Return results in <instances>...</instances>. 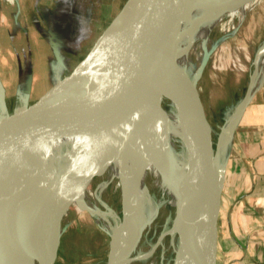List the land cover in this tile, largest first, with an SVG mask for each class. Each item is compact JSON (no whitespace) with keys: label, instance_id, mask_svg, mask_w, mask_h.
I'll list each match as a JSON object with an SVG mask.
<instances>
[{"label":"bare ground","instance_id":"1","mask_svg":"<svg viewBox=\"0 0 264 264\" xmlns=\"http://www.w3.org/2000/svg\"><path fill=\"white\" fill-rule=\"evenodd\" d=\"M151 1L131 0L125 14L133 13L136 23L139 12L147 9ZM263 2L189 1L176 39L174 73L175 76L185 77L186 85L177 83L192 108L195 107L194 95L199 92L198 83L204 64L218 46L213 34L221 28L225 29V19L231 22L237 20L235 27H239L248 14ZM191 50L194 58L190 56ZM256 66L259 68L258 75L253 74L251 78L250 94L257 91L264 80V45L258 52ZM241 115L242 106L221 129L216 145V153L219 154L217 162L210 165L208 177L196 194L193 207L203 236L209 234V222L214 217L212 210L215 209L217 190L225 173L226 145L232 140ZM5 146L0 143V150H4ZM201 148L200 137L185 121L175 103L161 92L156 82H151L120 107L76 120L51 134L46 130L45 134L36 137L34 145L25 155V165L13 192V207L26 217L35 218L39 202L57 177L79 176L83 183L85 177L94 171L99 174L101 194L113 182L120 188L123 217L101 202L100 196L95 195L92 189L94 184L91 181L88 186L84 183L86 186L66 210L63 222H71L88 212L96 224L113 237V264H135L144 259L140 254V245L150 226L143 230L147 222L146 212L152 203L148 178L154 177L153 186L168 197L176 210L167 229V233L170 232L174 238L175 264H203L202 249L185 226L180 213V202L191 174L187 164L191 156H198ZM26 224L32 225L31 222ZM33 232L34 238L41 239L40 230L35 232L34 229ZM62 235V232L57 234L51 246L39 254L40 258L26 257L16 264H43V260H49L58 250ZM16 256L15 253L11 257Z\"/></svg>","mask_w":264,"mask_h":264},{"label":"water","instance_id":"2","mask_svg":"<svg viewBox=\"0 0 264 264\" xmlns=\"http://www.w3.org/2000/svg\"><path fill=\"white\" fill-rule=\"evenodd\" d=\"M130 1H125L74 68L34 104L26 103L11 114L6 89L0 77V123L12 120L17 128L4 130L0 135L1 145H6L4 150H0V264H16L23 258L37 257L51 246L57 234H64L67 225L74 220L64 223V214L81 194L86 186L84 183L88 186L93 181L94 184L99 176L92 171L83 183L79 176L57 177L39 202L35 218L26 217L21 211L17 212L12 203L13 192L25 165V155L34 145L36 137L45 134L46 130L51 134L76 120L120 107L151 82H156L161 92L175 103L202 142L198 156H191L187 164L191 174L180 202V213L185 226L202 249L203 264H217L218 220L225 173L217 190L209 234L203 236L198 229L193 206L199 188L208 177L210 165L217 162L218 148L216 146L214 149L213 129L200 93L194 95L195 107L192 108L178 84L186 85L185 77L175 76L174 73L176 39L190 0H152L147 9L139 12L136 23L133 13L125 14ZM258 70L256 66L254 75H258ZM257 91L245 96L240 105L242 115ZM238 125L233 131L232 140L226 145L225 168ZM28 222L32 225L26 224ZM151 222L147 221L143 230ZM34 229L35 232L37 229L41 231V239L33 237ZM59 248L49 260L41 263L55 264ZM15 253L17 256L12 258ZM113 258L111 243L107 264H113Z\"/></svg>","mask_w":264,"mask_h":264},{"label":"rangeland","instance_id":"3","mask_svg":"<svg viewBox=\"0 0 264 264\" xmlns=\"http://www.w3.org/2000/svg\"><path fill=\"white\" fill-rule=\"evenodd\" d=\"M56 1L0 0V77L11 114L26 103L34 104L65 77L126 0H58L55 6ZM236 21L225 19V29L213 34L218 46L198 83L213 129L214 149L221 129L249 92L258 52L264 45V2L239 27H235ZM190 56H195L192 50ZM9 128L17 129L12 120L1 122L0 135ZM154 180L148 178L152 203L146 216L152 222L140 245L144 259L135 264H175L174 238L167 229L176 210L153 186ZM93 191L123 217L121 190L116 183L108 184L101 194L96 179ZM110 249L111 236L84 212L67 225L55 264H107Z\"/></svg>","mask_w":264,"mask_h":264},{"label":"crops","instance_id":"4","mask_svg":"<svg viewBox=\"0 0 264 264\" xmlns=\"http://www.w3.org/2000/svg\"><path fill=\"white\" fill-rule=\"evenodd\" d=\"M217 264H264V83L246 106L227 156Z\"/></svg>","mask_w":264,"mask_h":264}]
</instances>
